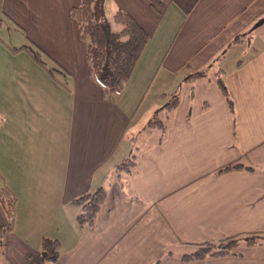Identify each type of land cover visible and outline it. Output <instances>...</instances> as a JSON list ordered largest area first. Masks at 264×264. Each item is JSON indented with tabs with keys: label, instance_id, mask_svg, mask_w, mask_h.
Segmentation results:
<instances>
[{
	"label": "crops",
	"instance_id": "1",
	"mask_svg": "<svg viewBox=\"0 0 264 264\" xmlns=\"http://www.w3.org/2000/svg\"><path fill=\"white\" fill-rule=\"evenodd\" d=\"M78 2L0 0V29L14 33L8 46L36 45L51 62L43 66L24 48L4 49L0 62V184L16 195L0 264H31L43 237L58 240L47 264H264L259 243L181 258L191 243L264 231V46L223 61L264 21V0H106L107 15L124 9L149 35L128 91L106 95L69 14ZM217 69L232 112L213 79ZM198 70L206 75L186 78ZM154 82V100L178 90V103L117 180L133 97L143 99ZM236 161L255 168L217 171ZM101 185L107 193L93 226L79 228L71 199Z\"/></svg>",
	"mask_w": 264,
	"mask_h": 264
},
{
	"label": "trees",
	"instance_id": "2",
	"mask_svg": "<svg viewBox=\"0 0 264 264\" xmlns=\"http://www.w3.org/2000/svg\"><path fill=\"white\" fill-rule=\"evenodd\" d=\"M106 0H79L71 6L70 16L77 22L79 37L85 41V56L88 62L90 75L101 85L103 93H117L123 89L131 76L135 64L141 55L149 35L146 30L126 10L117 8L111 15L105 11ZM238 39V35L234 40ZM12 50L26 49L30 55L40 64L45 66L42 51L36 45L22 44L11 47ZM205 70H198L187 75L189 81L197 77L205 76ZM222 69L213 73V79L224 95L230 111H233V101L225 84ZM192 93V86L190 87ZM168 94V99L158 107L148 121V126L162 130L164 121L159 117L158 111L168 113L179 100V91ZM128 138V137H127ZM137 148V147H136ZM137 165L136 154L124 157L115 166L113 177L121 180L129 175ZM255 168L249 162L236 161L218 169V172L229 169ZM107 193L106 185L87 190L71 199V202L79 205L76 221L79 228L92 227L97 213ZM15 193L6 185L0 184V204L6 216V223L0 226V235L10 231L15 217ZM264 244V231H241L227 235L216 241H202L191 243V249L181 254L183 260L203 258L207 255H226L234 253V249L240 244L252 245ZM58 240L56 238L43 237L40 245V253L31 264H47L57 256Z\"/></svg>",
	"mask_w": 264,
	"mask_h": 264
},
{
	"label": "rangeland",
	"instance_id": "3",
	"mask_svg": "<svg viewBox=\"0 0 264 264\" xmlns=\"http://www.w3.org/2000/svg\"><path fill=\"white\" fill-rule=\"evenodd\" d=\"M252 27L253 29H250L251 27L249 28V32H247V36L244 38L239 48L231 49L229 52H227V55L223 60L224 62L228 63L229 59L231 60L233 58L235 59L239 57H245L249 52L253 50L252 48H255V47L261 48L264 46V21L253 24ZM13 36H14V33L12 32L11 29H9V27L5 26L4 30L0 29V62H3V63L7 62L6 59H7L8 53L4 49H12L10 48L12 46H8V44H12V41H9V40ZM22 50H25V49H22ZM42 54H43L44 60L46 61L45 63L51 66L50 58L47 57L45 53H42ZM20 57H22L21 54H20ZM20 57L19 56L13 57V60H15L14 62H17L20 60L23 61V58H20ZM1 67H2V64H1ZM153 74L154 72H151L148 74V77L146 78V83L149 79H151ZM123 89L124 91L126 89L128 91V87H123ZM155 89H156V82L153 83V85L150 88V92L147 93L143 99L141 97L142 94L140 96L138 95L137 97L134 96L137 94V89L134 88L132 90V97L134 96L133 97L134 101H132V104H134L135 108L137 109L134 110V116L128 128L129 129L128 130L129 132L127 134L128 138L125 139V142L123 143L122 148H121L123 149L122 151H124L123 157H127L131 155L136 150V147L138 148L139 146H143L145 143L151 142L156 137L155 134L157 133V130L156 128H152V126H148V121L152 118L155 110H157L159 106L165 103V101L168 99V95L158 96V100L157 99L154 100L152 98L153 97L152 93ZM164 98L165 99L167 98V99L165 100ZM135 99H137V101H135ZM122 101L125 103L124 106H126L127 101L125 99ZM122 101L121 103H123ZM159 115L160 117L164 118L165 112L160 111ZM163 118L161 119L163 120ZM131 137H134V139H132ZM120 161L121 159L119 160V162ZM112 171H114V169Z\"/></svg>",
	"mask_w": 264,
	"mask_h": 264
}]
</instances>
